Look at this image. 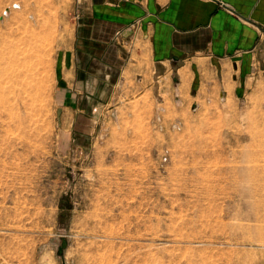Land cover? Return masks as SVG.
Returning <instances> with one entry per match:
<instances>
[{
	"label": "rangeland",
	"instance_id": "374dc122",
	"mask_svg": "<svg viewBox=\"0 0 264 264\" xmlns=\"http://www.w3.org/2000/svg\"><path fill=\"white\" fill-rule=\"evenodd\" d=\"M80 13L0 0V264H264V75L201 105L126 76L82 111Z\"/></svg>",
	"mask_w": 264,
	"mask_h": 264
},
{
	"label": "crops",
	"instance_id": "0c3cea01",
	"mask_svg": "<svg viewBox=\"0 0 264 264\" xmlns=\"http://www.w3.org/2000/svg\"><path fill=\"white\" fill-rule=\"evenodd\" d=\"M78 2L61 97L82 111L126 76L143 74L164 104L201 105L264 75V0Z\"/></svg>",
	"mask_w": 264,
	"mask_h": 264
},
{
	"label": "bare ground",
	"instance_id": "6f19581e",
	"mask_svg": "<svg viewBox=\"0 0 264 264\" xmlns=\"http://www.w3.org/2000/svg\"><path fill=\"white\" fill-rule=\"evenodd\" d=\"M27 63V62H26ZM31 72V71H30ZM33 75V74H32Z\"/></svg>",
	"mask_w": 264,
	"mask_h": 264
}]
</instances>
